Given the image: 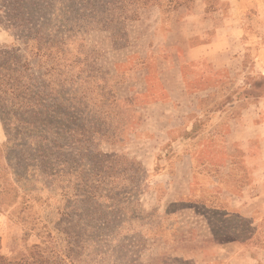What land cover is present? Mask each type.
Listing matches in <instances>:
<instances>
[{"label": "rangeland", "instance_id": "obj_1", "mask_svg": "<svg viewBox=\"0 0 264 264\" xmlns=\"http://www.w3.org/2000/svg\"><path fill=\"white\" fill-rule=\"evenodd\" d=\"M17 2L0 254L264 264V0Z\"/></svg>", "mask_w": 264, "mask_h": 264}, {"label": "trees", "instance_id": "obj_2", "mask_svg": "<svg viewBox=\"0 0 264 264\" xmlns=\"http://www.w3.org/2000/svg\"><path fill=\"white\" fill-rule=\"evenodd\" d=\"M21 1L22 0H18V2H17L18 6H20V7H22L20 5ZM3 12L5 13V14H3V17H4L5 21H7V23H9L11 25H15L16 24L18 26H23L24 22L28 21L27 19L24 20L21 16H19V14H10L9 12H5L4 10H3ZM31 25H34V23H32ZM41 27L42 26L38 25L35 28L29 29V30H35V32H34L35 33V37L34 38H37L38 34L40 33ZM30 36L31 35H26L25 38L29 39ZM39 42L45 43L43 40H39ZM1 53H2L1 56H3V54H5V51H2ZM14 65H16V64L14 63ZM4 66H7V65H5L2 62H0V80H1L0 83H2L4 81V80H2V77L5 76V73H4V69L5 68H4ZM22 67L24 69L28 68V60H24V62L22 63ZM10 69H11L12 72L19 71V70L15 69L14 67H12ZM8 75H11V74H8ZM37 257L38 258H34L32 253H29V256L27 255V257H21L19 259L12 260V259H8V258H6V257H4V256H2L0 254V264H35V263L42 264V263H44V262H46L48 260H51L48 264H59V262L56 259H52L50 257V255L49 256H44V253L37 254Z\"/></svg>", "mask_w": 264, "mask_h": 264}]
</instances>
